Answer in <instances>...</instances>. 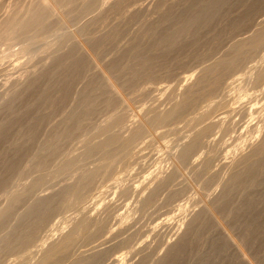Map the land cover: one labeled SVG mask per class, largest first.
<instances>
[{"label":"rangeland","instance_id":"1","mask_svg":"<svg viewBox=\"0 0 264 264\" xmlns=\"http://www.w3.org/2000/svg\"><path fill=\"white\" fill-rule=\"evenodd\" d=\"M54 1L0 0V264H264V0Z\"/></svg>","mask_w":264,"mask_h":264},{"label":"bare ground","instance_id":"2","mask_svg":"<svg viewBox=\"0 0 264 264\" xmlns=\"http://www.w3.org/2000/svg\"><path fill=\"white\" fill-rule=\"evenodd\" d=\"M52 1V0H51ZM54 1V0H53ZM58 1V0H57ZM56 1V2H57ZM41 2H43V1H41ZM55 2V1H54ZM55 2V3H56ZM47 3H45V5H46ZM72 4V3H71ZM91 4V3H90ZM38 5V4H37ZM40 5V4H39ZM44 5V4H43ZM44 5V6H45ZM31 7V6H30ZM50 7V6H49ZM49 7H47V8H49ZM24 8V7H23ZM46 8V6L45 7H39V9H36L35 11H36V13H34V15L31 17V19L30 20H28V24L30 25H32L34 22H38V20L40 21V19H42L43 17H44V13H46V10L45 9H47ZM33 9H35V8H33ZM44 10V11H43ZM48 10V9H47ZM26 11V10H25ZM49 11V10H48ZM18 13V12H17ZM67 14V13H66ZM24 15H25V13H24ZM20 16V15H19ZM27 16V15H26ZM46 16V15H45ZM18 17V16H17ZM199 17V16H198ZM24 18H26V17H24ZM201 18V17H200ZM16 19V18H15ZM11 22V19L10 18H8V19H6L5 20V22H4V24H3V27H8L9 28V26H7L9 23ZM20 24H22V23H20ZM17 25H19V24H17ZM26 26V25H25ZM28 26V25H27ZM27 26L25 27V28H27ZM34 25H32L31 27H33ZM11 27H12V24H11ZM14 27V26H13ZM12 27V28H13ZM18 27V26H17ZM16 27V28H17ZM22 28H23V26H21ZM30 27V28H31ZM12 28L10 29V30H12ZM24 28V29H25ZM4 29V28H3ZM23 29V30H24ZM7 30V29H6ZM27 30V29H26ZM3 31V30H2ZM39 45V44H38ZM176 49V48H175ZM247 170V169H246ZM98 218V217H97Z\"/></svg>","mask_w":264,"mask_h":264}]
</instances>
